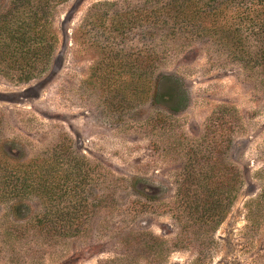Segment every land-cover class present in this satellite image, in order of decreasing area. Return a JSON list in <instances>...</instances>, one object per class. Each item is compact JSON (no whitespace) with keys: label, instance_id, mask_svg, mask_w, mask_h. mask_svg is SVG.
<instances>
[{"label":"rangeland","instance_id":"1","mask_svg":"<svg viewBox=\"0 0 264 264\" xmlns=\"http://www.w3.org/2000/svg\"><path fill=\"white\" fill-rule=\"evenodd\" d=\"M132 5L144 6L140 0L57 4L49 68L25 83L0 74V180L28 169L40 183L68 169V181L78 182L68 209H80L68 224L81 226L75 236L55 235L39 225L48 208L42 197L0 191V264H264V208L255 201L264 192V63H243L227 51L253 52L256 38L227 43L182 30L158 43L167 52L155 72L177 75L185 92L176 111L177 96L136 98L129 77L109 71L118 51L149 46L143 32L117 37L107 29L110 10ZM236 13H228V23L241 20ZM214 134L220 165L238 174L235 199L216 229L175 245L178 224L188 223L176 218L178 184L192 164L206 166ZM220 199L228 203L224 189ZM14 201L22 203L15 214Z\"/></svg>","mask_w":264,"mask_h":264},{"label":"trees","instance_id":"2","mask_svg":"<svg viewBox=\"0 0 264 264\" xmlns=\"http://www.w3.org/2000/svg\"><path fill=\"white\" fill-rule=\"evenodd\" d=\"M63 1L65 0H0L1 75L25 83L49 68L57 44V35L52 26V11ZM140 2H143V7L132 5L133 7L129 8L107 10L111 12L107 27L111 33L118 37L133 30L143 32L142 37L149 45L146 49L135 48L134 52L128 54L118 53L122 50L118 51L117 54L120 56H115L118 62L114 66H108L109 71L112 68L113 74H117L118 77L123 79L129 77L136 98L140 94H151L152 102H156L159 94H167L170 98L177 96V106H173L172 109L177 111L184 105L185 92L180 78L172 73L155 72L157 60L162 52L165 54L167 52V49L158 43H164L171 34H173L171 39H174L182 30L186 31V35L192 36L197 33H212L219 41L227 43H240L252 35L258 44L253 52L242 47L229 48L227 51L243 63L251 60L264 63V0H140ZM98 4L99 6L107 4L108 8L109 5L115 4L116 7V2ZM232 11L239 12L233 16H239L241 20L228 23L227 18ZM98 19L102 20L103 17L100 16ZM179 46L182 47L180 44ZM126 57L132 59L131 64L126 62ZM126 85L119 88L118 92L124 94ZM219 137L218 134L208 137V143L211 145L208 146V150L213 154L202 159L205 160L206 166L192 164L196 168H191L178 184L175 199L180 212L176 218L184 217L188 223L178 224L175 245H190L193 241L206 236L210 230L216 229L235 199L238 174L234 168H224L220 165L219 154L217 155L221 148ZM75 157L74 160L78 159ZM46 162L50 164L51 160L48 159ZM22 171V173L16 171L12 176H5L0 180V183L2 182L0 191L14 192L18 197L29 194L42 197L48 203V208L43 211L39 225L58 236L77 235L81 226L68 222L70 219L78 218L77 213L80 209L78 210V205L68 209V193L71 189L74 197L78 195V182L75 179L68 181V169H65L57 179L46 178L40 183L33 180L28 169ZM46 171L51 173L49 170ZM74 171L77 169L74 168ZM69 182L71 186L68 190ZM223 189L228 198L226 205H223L220 199ZM255 201H259L264 208V192L258 194ZM21 204L17 201L11 204L10 209L14 214L20 211ZM198 253L201 251L198 250Z\"/></svg>","mask_w":264,"mask_h":264}]
</instances>
